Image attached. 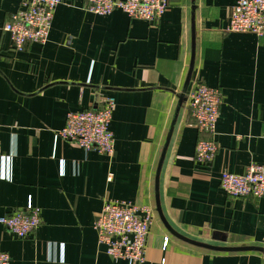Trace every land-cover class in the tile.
I'll use <instances>...</instances> for the list:
<instances>
[{
	"label": "crops",
	"instance_id": "crops-1",
	"mask_svg": "<svg viewBox=\"0 0 264 264\" xmlns=\"http://www.w3.org/2000/svg\"><path fill=\"white\" fill-rule=\"evenodd\" d=\"M236 2L171 0L150 23L62 0L48 42L20 51L4 26L21 0H0V217L25 211L29 201L41 217L25 239L0 225V252L12 264H128L99 249L94 223L106 201L155 209L144 264H264L263 251L192 245L156 211L158 167L195 36L194 70L159 173L162 213L191 241L264 249V197H233L220 184L224 172L264 165V38L226 32ZM200 83L222 94L218 151L206 164L195 158L205 135L188 100ZM109 97L116 102L113 158L57 137L70 113Z\"/></svg>",
	"mask_w": 264,
	"mask_h": 264
},
{
	"label": "built area",
	"instance_id": "built-area-1",
	"mask_svg": "<svg viewBox=\"0 0 264 264\" xmlns=\"http://www.w3.org/2000/svg\"><path fill=\"white\" fill-rule=\"evenodd\" d=\"M61 4L62 0H21L20 8L4 26L15 49L22 51L28 43L45 45ZM170 4L171 0H88L86 10L98 16H108L120 10L132 20L155 23L167 12ZM226 32L250 33L264 38V0H237ZM188 100L196 126L205 135L197 143L196 161L210 163L218 151L215 137L221 91L200 83L189 93ZM115 106V99L109 97L102 107L70 113L57 137L87 152L96 151L113 158L115 139L110 125ZM220 184L230 196L260 199L264 197V165L253 163L241 175L224 172ZM154 219L155 209L150 206L106 201L94 223L100 251L128 264H144L146 243ZM40 224V210L31 201L25 211L0 217V225L19 239L27 238ZM167 244L168 239H165L164 247ZM0 264H12L8 253L0 252Z\"/></svg>",
	"mask_w": 264,
	"mask_h": 264
},
{
	"label": "water",
	"instance_id": "water-1",
	"mask_svg": "<svg viewBox=\"0 0 264 264\" xmlns=\"http://www.w3.org/2000/svg\"><path fill=\"white\" fill-rule=\"evenodd\" d=\"M194 63H195V36L193 37V50H192V59H191L190 70H189V73H188V77H187V80H186V83H185V86H184V90H183L182 96L180 97V102H179V105L177 107V110H176V113H175V116H174V120H173V123H172L170 131H169L168 139H167V141L165 143V147H164V150L162 152V156H161V159H160V164H159V167H158L157 184H156V188H157L156 211H157L158 215L160 216L161 220L163 221L164 225L170 231V233H172L176 237H178V238H180V239H182V240H184V241H186V242H188V243H190L192 245L198 246V247L203 248V249L213 250V251H226V252H240V251H259L260 252V251H263L264 252V249H261L259 247L220 248V247H215V246H211V245H207V244L191 241V240L186 239L183 236L179 235L178 233H176V231H174L168 225L167 221L165 220V218L163 216L162 209H161V206H160V201H159V193H158L159 173H160V170H161V167H162V164H163V161H164V158H165L168 146H169V142H170V139H171L174 127H175V123H176L178 114L180 112V109H181V106L183 104V101L186 100L185 95L187 93V90H188V87H189V84H190V80H191V77H192V73H193V70H194Z\"/></svg>",
	"mask_w": 264,
	"mask_h": 264
}]
</instances>
